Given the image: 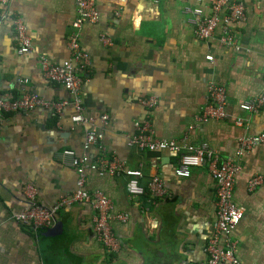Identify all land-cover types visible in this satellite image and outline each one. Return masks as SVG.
I'll list each match as a JSON object with an SVG mask.
<instances>
[{"label": "crops", "instance_id": "obj_1", "mask_svg": "<svg viewBox=\"0 0 264 264\" xmlns=\"http://www.w3.org/2000/svg\"><path fill=\"white\" fill-rule=\"evenodd\" d=\"M243 3L247 20L236 29L240 51L228 50L215 39H195L183 14L185 6H204L207 0H96L100 19L86 24L81 46L90 54L81 96L87 113H108L107 153H116L129 166L141 168V196L126 190V176L90 173L89 190H101L118 209L128 213L113 229L119 238L116 254L97 243L93 211L86 205L69 207L52 228L25 227L12 215L25 205L27 183L38 190L46 205L76 189L77 173L55 161L65 149L83 153L84 130L71 132L69 112L58 121L48 111L8 114L0 132V264H186L205 258L204 247L216 220L215 180L205 165L192 167L188 177L173 173L176 155L140 151L127 145L133 123L147 119L159 137L188 143L205 142L221 156H232L243 134L264 131V108L256 114L239 110L245 99L264 88V0ZM74 0H14L0 5V94L16 97L34 92L45 99L67 98L58 84L42 75L39 57L59 64L68 57ZM7 18L3 19V16ZM19 17L32 41V50L17 53L10 20ZM101 33L114 39L100 41ZM226 88L230 117L208 121L188 131L206 101L208 85ZM156 96V108L144 111L137 100ZM246 128L234 124L236 117ZM158 174L165 195L152 198L146 186ZM260 175L262 182L249 191L247 181ZM234 197L244 216L233 230L236 253L243 264H264V146L240 161Z\"/></svg>", "mask_w": 264, "mask_h": 264}, {"label": "built area", "instance_id": "obj_2", "mask_svg": "<svg viewBox=\"0 0 264 264\" xmlns=\"http://www.w3.org/2000/svg\"><path fill=\"white\" fill-rule=\"evenodd\" d=\"M14 0H0V5L9 6ZM158 1V0H154ZM74 14L70 23L71 31L67 36L68 57L52 64L42 56L39 60L43 77L51 83L60 85L68 97L53 100L45 99L34 92L22 93L16 97L0 94V132L2 122L8 114L28 115L36 110L48 111L58 121L69 112L71 132L78 129L84 131L83 153L65 149L54 154L55 161L73 169L77 173L76 189L62 196L56 203L46 205L40 201L37 188L27 183L23 188L24 207L12 215L14 222L25 227L49 229L59 222L60 212L75 206L86 205L93 211L92 226L97 243L105 252H119L120 241L113 226L123 224L128 220V213L118 209L111 197L101 190H89L90 173L98 176H126V190L132 197L141 196L145 187L140 184L143 173L141 168L129 166L116 153H107L104 146L110 115L88 114L83 97L82 85L86 73L89 72L92 59L90 54L81 46L80 37L86 24H95L100 19L96 0H74ZM183 14L192 27L195 39L208 42L218 36V45L228 50L239 52L236 29L247 20L243 3L237 0H207L204 6H185ZM3 19L7 18L5 15ZM17 41V53L22 55L32 50V41L21 18L10 20ZM99 39L105 45H113L114 39L107 33H101ZM144 111L157 107L156 96L142 97L137 100ZM226 88L214 81L208 85L206 101L194 122L189 124L188 131L199 124L208 121H224L230 117L228 113ZM239 110L256 114L264 108V88L261 93L245 99ZM248 121L236 117L234 124L246 128ZM134 133L127 139V145L140 151L167 152L176 155L173 173L178 177H188L192 167L205 165L215 180L216 220L212 233L208 237L204 251L205 258L187 264H243L236 253L237 242L231 238L233 230L244 216V207L238 204L234 197L235 179L240 171V161L258 146H264V131L257 134H243L237 140V148L232 156H221L205 142L188 143V132L182 140H170L159 137L149 120L144 119L133 123ZM262 182L260 175H253L247 181L249 191L254 190ZM152 198L165 195L162 178L153 175L146 186Z\"/></svg>", "mask_w": 264, "mask_h": 264}, {"label": "rangeland", "instance_id": "obj_3", "mask_svg": "<svg viewBox=\"0 0 264 264\" xmlns=\"http://www.w3.org/2000/svg\"><path fill=\"white\" fill-rule=\"evenodd\" d=\"M42 56H43V55H41L40 57H42ZM40 57H39V60H40ZM187 263H188V262H187ZM187 263H186V264H187Z\"/></svg>", "mask_w": 264, "mask_h": 264}]
</instances>
